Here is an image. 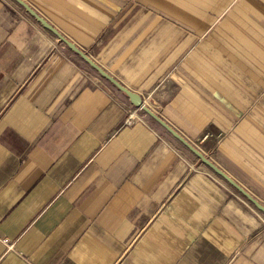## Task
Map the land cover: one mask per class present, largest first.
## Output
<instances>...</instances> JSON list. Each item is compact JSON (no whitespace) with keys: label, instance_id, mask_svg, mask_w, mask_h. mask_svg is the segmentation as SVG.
<instances>
[{"label":"crops","instance_id":"0c3cea01","mask_svg":"<svg viewBox=\"0 0 264 264\" xmlns=\"http://www.w3.org/2000/svg\"><path fill=\"white\" fill-rule=\"evenodd\" d=\"M24 1L264 204V0ZM0 264H264V214L0 0Z\"/></svg>","mask_w":264,"mask_h":264},{"label":"water","instance_id":"95a60500","mask_svg":"<svg viewBox=\"0 0 264 264\" xmlns=\"http://www.w3.org/2000/svg\"><path fill=\"white\" fill-rule=\"evenodd\" d=\"M20 4L25 10L33 16L39 23H41L46 29L51 31L60 41L65 43L72 51L79 55L85 62H87L93 69H95L102 77L110 81L115 87L120 91L125 93L131 103L147 113L151 118H153L157 123L164 127L169 133L173 135L179 142H181L189 151H191L198 159L212 169L216 174L225 179L230 183L239 193H241L250 203H252L255 208L264 214V204L257 200L250 192H248L244 187H242L237 181H235L230 175L218 167L212 160L207 158L199 149H197L192 143H190L185 137H183L177 130L171 127L166 121L159 117L156 113L151 111L142 103V98L128 90L121 83H119L113 76L107 73L103 68H101L95 61H93L82 49L77 47L69 39H67L62 33H60L51 23H49L42 15H40L34 8H32L24 0H15Z\"/></svg>","mask_w":264,"mask_h":264},{"label":"built area","instance_id":"2783aa9c","mask_svg":"<svg viewBox=\"0 0 264 264\" xmlns=\"http://www.w3.org/2000/svg\"><path fill=\"white\" fill-rule=\"evenodd\" d=\"M127 121H132V115H130L129 116V118H128V120ZM208 138V135L206 134V135H204L203 137H202V139H201V141H203V140H205V139H207Z\"/></svg>","mask_w":264,"mask_h":264}]
</instances>
